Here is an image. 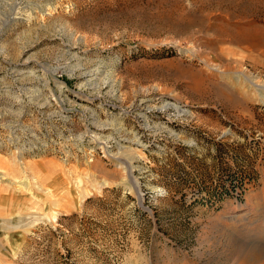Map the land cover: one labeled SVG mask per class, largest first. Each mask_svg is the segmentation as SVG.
<instances>
[{
	"label": "rangeland",
	"instance_id": "obj_1",
	"mask_svg": "<svg viewBox=\"0 0 264 264\" xmlns=\"http://www.w3.org/2000/svg\"><path fill=\"white\" fill-rule=\"evenodd\" d=\"M236 70L264 80V0H0L17 180L0 182V264H223L218 228L264 244V103ZM122 156L137 189L34 203L37 176L114 180Z\"/></svg>",
	"mask_w": 264,
	"mask_h": 264
},
{
	"label": "bare ground",
	"instance_id": "obj_2",
	"mask_svg": "<svg viewBox=\"0 0 264 264\" xmlns=\"http://www.w3.org/2000/svg\"><path fill=\"white\" fill-rule=\"evenodd\" d=\"M234 74L236 76L238 75L243 76V78L247 81L248 88L250 89L249 91H251L250 93L248 91L249 94H246V97L249 98V100L251 99L256 102L264 103V80H259L254 76L246 75L243 72L237 70L234 72ZM243 78L242 80H244ZM115 161L123 165L122 170L123 172L124 171L126 172L125 176H121L118 179H114V180H108L104 178L101 182L100 179L97 180L96 175L88 174V172L85 173L83 177L79 175H75V170L73 168H68V169L66 168L64 170L61 167L59 169L57 168L58 170L48 169L49 172L45 173L46 174L45 176H37V186H36L37 195L33 196L34 203L36 201L38 209H40L41 207L45 208V207L59 205L63 207L62 209L66 210L68 208H71L72 205L74 206L76 203L82 201L92 191H99L103 185H109V184L111 185V184L119 183L125 185L127 184L130 186V188L132 187L134 189H137L136 183L134 182L132 176L131 162L125 159L123 156L117 157ZM98 172L106 174L105 170L102 167L98 169ZM15 179H16L15 175L10 174L8 171L5 172L2 169H0V182L7 181L8 182L7 186L10 187L13 185L14 182L17 181V180L15 181ZM87 182L90 183L89 184L90 189H86L83 186V183H87ZM8 187L3 186L0 187V189H3L5 191ZM75 192H77V197L74 196ZM260 193L261 196L263 197L264 189L261 190ZM138 198H139L138 201H141L140 193ZM245 208L248 209V206L245 205ZM28 214L30 215V213ZM248 229L250 234L254 236L252 237L253 240L255 239L257 241L260 239V241L264 243V230L262 228L255 229L254 227H250ZM217 233H218L217 241L222 248V250H220V253L218 255L219 258L224 259L223 264H264V244H262L261 242L255 241L256 243H246L249 241V239H251L250 237H247L249 239L241 241L240 239L232 235L230 232L225 231L224 229L221 228L217 229ZM190 262H192L191 264H199V262H194L193 260ZM190 262L188 261L185 264H190ZM203 264H208V263L204 262Z\"/></svg>",
	"mask_w": 264,
	"mask_h": 264
},
{
	"label": "water",
	"instance_id": "obj_3",
	"mask_svg": "<svg viewBox=\"0 0 264 264\" xmlns=\"http://www.w3.org/2000/svg\"><path fill=\"white\" fill-rule=\"evenodd\" d=\"M139 204H140V205H142V200H141V201H139Z\"/></svg>",
	"mask_w": 264,
	"mask_h": 264
}]
</instances>
